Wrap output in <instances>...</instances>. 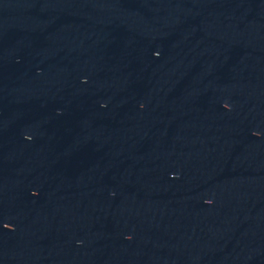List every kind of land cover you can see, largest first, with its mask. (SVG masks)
Here are the masks:
<instances>
[{
    "label": "water",
    "instance_id": "1",
    "mask_svg": "<svg viewBox=\"0 0 264 264\" xmlns=\"http://www.w3.org/2000/svg\"><path fill=\"white\" fill-rule=\"evenodd\" d=\"M0 264H264V0H0Z\"/></svg>",
    "mask_w": 264,
    "mask_h": 264
}]
</instances>
